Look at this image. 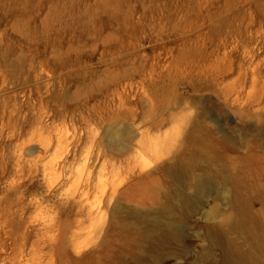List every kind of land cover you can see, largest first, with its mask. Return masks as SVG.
<instances>
[{
  "label": "rangeland",
  "instance_id": "374dc122",
  "mask_svg": "<svg viewBox=\"0 0 264 264\" xmlns=\"http://www.w3.org/2000/svg\"><path fill=\"white\" fill-rule=\"evenodd\" d=\"M246 199L261 232L264 0H0V264H229Z\"/></svg>",
  "mask_w": 264,
  "mask_h": 264
},
{
  "label": "bare ground",
  "instance_id": "6f19581e",
  "mask_svg": "<svg viewBox=\"0 0 264 264\" xmlns=\"http://www.w3.org/2000/svg\"><path fill=\"white\" fill-rule=\"evenodd\" d=\"M248 54H250L251 57L255 56V53L253 50H248ZM253 73H257V69L253 71ZM246 86L245 78L242 80H239V83L235 85L234 91H243ZM254 88L256 87L255 84H253ZM24 148L28 150V145L24 143ZM158 166V163L155 162L152 164V167L149 166L148 170L146 171V174L148 176L151 175V173L154 171V169ZM178 171H174L173 175L176 176L178 174ZM171 173V172H170ZM183 187H188L194 190V194L196 196L204 194L206 191L213 190V178L212 176L202 171L201 173H193L190 172V175L188 176V179H184L183 181H180ZM14 184V183H13ZM115 190H113V194H115ZM165 200H160L161 195L156 197V203L159 204L160 215H167L169 217H173V214L175 212L174 204H173V198L168 195H163ZM247 196L248 200H252V196L249 194L245 195ZM113 199V198H111ZM245 200L243 202V209H237L238 214L234 218V220L229 223V227L232 230H243V232L246 234L247 237L252 238V245L251 250L248 253L243 252H235L233 248H228L224 251L225 254V261H227L229 264H264V230L263 231H257L255 227H252L249 222H253L252 218H249V205L250 202L248 200ZM180 202L184 200L182 196L179 197ZM264 203V199H263ZM262 210L264 211V207H262ZM146 215H149V212L145 213ZM260 220H262L260 223L262 226H264V212H262V216H260ZM153 223L157 225L161 230H163L164 234L168 237H174L180 233V224H177L175 221H169L165 222L160 217H156L153 220ZM254 234V236H253Z\"/></svg>",
  "mask_w": 264,
  "mask_h": 264
}]
</instances>
